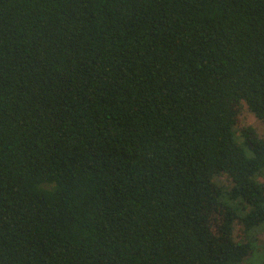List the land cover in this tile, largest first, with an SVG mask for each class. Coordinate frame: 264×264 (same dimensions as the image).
<instances>
[{
  "label": "trees",
  "instance_id": "trees-1",
  "mask_svg": "<svg viewBox=\"0 0 264 264\" xmlns=\"http://www.w3.org/2000/svg\"><path fill=\"white\" fill-rule=\"evenodd\" d=\"M243 104L264 0H0V264H264Z\"/></svg>",
  "mask_w": 264,
  "mask_h": 264
},
{
  "label": "rangeland",
  "instance_id": "rangeland-1",
  "mask_svg": "<svg viewBox=\"0 0 264 264\" xmlns=\"http://www.w3.org/2000/svg\"><path fill=\"white\" fill-rule=\"evenodd\" d=\"M240 127H252L256 130L258 136L264 139V121L259 120L248 109L246 104H243V111L240 116ZM235 129L237 134H239L238 127H236ZM215 181L218 185L224 187L227 190H230L232 186L231 180L225 175L216 176ZM234 238L236 241L244 240V232L242 229V225L239 222H236L234 224ZM258 241L260 246H264V232L259 234Z\"/></svg>",
  "mask_w": 264,
  "mask_h": 264
}]
</instances>
